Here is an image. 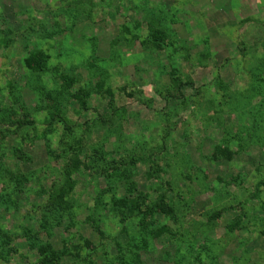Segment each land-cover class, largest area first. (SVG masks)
<instances>
[{"label": "rangeland", "instance_id": "374dc122", "mask_svg": "<svg viewBox=\"0 0 264 264\" xmlns=\"http://www.w3.org/2000/svg\"><path fill=\"white\" fill-rule=\"evenodd\" d=\"M51 258L264 264V0H0V264Z\"/></svg>", "mask_w": 264, "mask_h": 264}, {"label": "trees", "instance_id": "16d2710c", "mask_svg": "<svg viewBox=\"0 0 264 264\" xmlns=\"http://www.w3.org/2000/svg\"><path fill=\"white\" fill-rule=\"evenodd\" d=\"M51 259H53V258H51ZM54 261H52V260H49V259H44L43 260V264H56V262H57V264H60V263H58V261L56 260V258L55 259H53Z\"/></svg>", "mask_w": 264, "mask_h": 264}]
</instances>
